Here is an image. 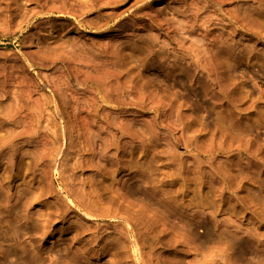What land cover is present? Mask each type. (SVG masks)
Masks as SVG:
<instances>
[{
  "label": "rangeland",
  "instance_id": "1",
  "mask_svg": "<svg viewBox=\"0 0 264 264\" xmlns=\"http://www.w3.org/2000/svg\"><path fill=\"white\" fill-rule=\"evenodd\" d=\"M0 264H264V0H0Z\"/></svg>",
  "mask_w": 264,
  "mask_h": 264
}]
</instances>
